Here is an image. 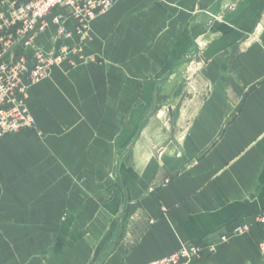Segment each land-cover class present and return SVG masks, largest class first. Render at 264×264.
I'll use <instances>...</instances> for the list:
<instances>
[{
    "label": "crops",
    "instance_id": "1",
    "mask_svg": "<svg viewBox=\"0 0 264 264\" xmlns=\"http://www.w3.org/2000/svg\"><path fill=\"white\" fill-rule=\"evenodd\" d=\"M52 19L16 52L81 42ZM117 23L106 54L140 48L137 97L121 71L57 66L28 89L37 129L0 142V264H147L191 244L198 264H261L264 0H117L81 51Z\"/></svg>",
    "mask_w": 264,
    "mask_h": 264
},
{
    "label": "built area",
    "instance_id": "2",
    "mask_svg": "<svg viewBox=\"0 0 264 264\" xmlns=\"http://www.w3.org/2000/svg\"><path fill=\"white\" fill-rule=\"evenodd\" d=\"M117 0H0L7 11L0 16V142L6 137L22 131L37 129V122L28 107L31 86L46 80L51 67L67 52V47L50 53L43 49L34 50L32 59L16 52L18 47L32 46L35 36L48 30L49 19L58 26V38L68 39L72 33L66 23L75 24L76 33L84 41L88 36L89 24L116 4ZM264 225V215L258 219ZM241 225L234 235L249 231ZM226 235L221 237L226 240ZM213 251V249H211ZM204 248L191 244L162 259L147 264H198Z\"/></svg>",
    "mask_w": 264,
    "mask_h": 264
},
{
    "label": "rangeland",
    "instance_id": "3",
    "mask_svg": "<svg viewBox=\"0 0 264 264\" xmlns=\"http://www.w3.org/2000/svg\"><path fill=\"white\" fill-rule=\"evenodd\" d=\"M7 5H4V4H0V16L2 14H4L6 11H7ZM111 11V10H109ZM108 12H105L104 14H102L101 16H99V18H96L95 20H93L91 22V24H89V30H88V33L90 35H88L85 40L83 41L82 39L81 42L79 44H77V46L73 45V47L71 46H67L63 44L64 47H71V48H67V52L65 53L64 57L61 58V60L58 62V63H55L51 69H53L54 67H57V66H61V65H64L65 69L66 70H72L74 68H77V66H85V65H89L91 63H94V64H97L99 69H102V66H103V69H107V71H113V72H120L121 71V74L123 73L125 78V87L127 88V101L128 102H131L132 100H134L135 96L137 97V92H138V88L140 87L141 83L139 82V78L137 79H134V78H130L133 74H134V71H135V66L137 67L139 62L137 61V54L140 55V53H135V50H139L140 52V48L139 47H134L132 46L131 48L128 47L127 48V52L128 54H126L127 58L124 62H116L114 60H110L109 59V55H115V54H106V50H107V47L108 49H111V47H109V45H113L114 43L118 44L119 43V36L122 35V32L119 30V24H115L113 25V27L108 31V33L106 34V40L101 42V47L99 49V51L97 53H93L92 55L90 54H86L85 53V48L88 44H91L93 43V41L97 40L98 37H96V35L94 34L93 32V28L92 27V24L96 21H98L99 19L101 18H104V16H106ZM131 13L134 11V6L131 8ZM134 13V12H133ZM217 15L212 13V16L210 18V21L211 19L214 20L215 17ZM133 18H135L133 16ZM0 22H1V19H0ZM129 30H132V35H131V31ZM135 27H134V24H132L130 27L127 28V32H129V34L132 36L131 38H133V35L135 33ZM129 34H126V38H127V42L128 44L130 43L129 41V37L130 35ZM105 42V44H104ZM202 43V49L206 50L207 45L204 44V38L203 40L200 41ZM131 45V44H130ZM106 46V49H104L103 47ZM84 48V50L81 51V49ZM115 48H116V51H117V47H113V50L115 51ZM104 49V53H103V50ZM77 50V51H76ZM76 54V55H74ZM198 52L197 51H194L191 53V58L189 59L190 61L192 60H196L198 59L197 57H195V55H197ZM117 55V54H116ZM72 56L75 57V59L73 60L72 59ZM78 58V59H77ZM203 58V57H202ZM207 58V57H206ZM208 61V59L205 60L204 58V62L206 63ZM202 63V65H204L205 63ZM196 63V62H194ZM142 65L145 66V63L143 62ZM191 70L190 72H188L187 76L190 77V79H192L193 77V74L196 70H198V65L197 64H193L191 65ZM188 69V68H187ZM186 69V70H187ZM110 79V78H109ZM185 80L187 83L189 82H193V80ZM112 80V87L113 86H116L118 84V79H111ZM113 82H115V85L113 84ZM103 86V85H102ZM136 94V95H135ZM262 225V224H261ZM260 251H261V254H262V262L261 264H264V236H262V240L260 242ZM6 263V262H4ZM15 264H18L17 262ZM20 264V263H19Z\"/></svg>",
    "mask_w": 264,
    "mask_h": 264
},
{
    "label": "water",
    "instance_id": "4",
    "mask_svg": "<svg viewBox=\"0 0 264 264\" xmlns=\"http://www.w3.org/2000/svg\"><path fill=\"white\" fill-rule=\"evenodd\" d=\"M212 16V14L210 15V17ZM212 20V19H211Z\"/></svg>",
    "mask_w": 264,
    "mask_h": 264
},
{
    "label": "trees",
    "instance_id": "5",
    "mask_svg": "<svg viewBox=\"0 0 264 264\" xmlns=\"http://www.w3.org/2000/svg\"><path fill=\"white\" fill-rule=\"evenodd\" d=\"M199 245V244H198ZM201 245V244H200Z\"/></svg>",
    "mask_w": 264,
    "mask_h": 264
}]
</instances>
